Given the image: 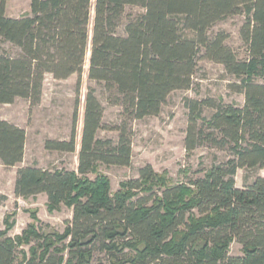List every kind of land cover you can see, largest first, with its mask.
Returning <instances> with one entry per match:
<instances>
[{"label":"trees","instance_id":"1","mask_svg":"<svg viewBox=\"0 0 264 264\" xmlns=\"http://www.w3.org/2000/svg\"><path fill=\"white\" fill-rule=\"evenodd\" d=\"M8 1L0 0V105L39 103L46 75H81L90 52L89 81L121 112L104 124L99 92L89 86L77 169L19 168L17 196L45 193L51 208L64 203L73 216L62 234L33 224L16 238L10 226L0 231V264H62L65 255L67 264H91L95 250L111 255V264H264V0H30L21 17L7 15ZM237 15L244 57L229 33L211 32ZM201 60L223 65L234 77L229 89L245 100L187 98L185 147L222 150L226 159L178 184L147 164L112 193L98 164L130 166L132 123L158 116L173 91L190 89ZM81 86L79 77L77 93ZM78 104L70 139H47L46 149L76 151ZM103 129L117 137L99 136ZM25 146L26 131L0 117L2 164L21 163ZM241 169L251 175L238 187ZM233 243L241 246L234 255ZM125 249L129 255L119 256Z\"/></svg>","mask_w":264,"mask_h":264},{"label":"rangeland","instance_id":"2","mask_svg":"<svg viewBox=\"0 0 264 264\" xmlns=\"http://www.w3.org/2000/svg\"><path fill=\"white\" fill-rule=\"evenodd\" d=\"M10 17H21L31 12L30 0H9L6 7ZM94 16V11L92 13ZM244 17L237 15L218 22L211 32L224 30L229 33L228 44L240 57H244L246 48L240 38L239 30ZM90 52L81 75L73 74L68 79L58 80L51 74L46 75L41 101L32 104L24 98H17L11 104L0 105V117L18 125L26 131V146L23 161L14 166H6L0 161V231L9 228V235L20 237L30 227L37 225L41 233L62 234L72 219L73 210L64 203L57 208L49 206L45 193L29 197L15 194V183L19 168L36 166L49 170H76L83 131L85 96L89 86L99 92L104 106V124L119 120L121 107L112 105L101 94L98 84L88 78ZM81 78L82 86L77 93V82ZM234 77L227 74L224 66L208 60H201L190 89L173 91L158 116H148L132 123L133 157L130 166L98 164L97 171L107 175L111 181V192L120 189L123 181L139 177L141 167L151 164L154 170L165 175L168 184L186 182L188 177L201 176L213 162L223 161L228 153L208 146H199L187 151L185 141L189 125V110L186 99L201 100L207 97L223 99L227 103L239 106L244 104L242 93H235L228 87ZM77 109L75 124L77 149L75 152H61L45 148L47 139H70L73 118ZM213 110L205 109L204 116L209 117ZM103 138H116L117 132L103 129L99 132ZM250 172L241 169L236 175L237 186L242 187L245 176ZM264 175V171L261 172ZM251 175V173H250ZM95 178V173H89ZM67 243V242H66ZM32 244H23L18 252V261L22 253H29ZM238 244L231 245L232 255L239 252ZM125 249L119 256L129 255ZM67 255L62 264H67ZM113 258L106 252L95 250L91 264H111Z\"/></svg>","mask_w":264,"mask_h":264},{"label":"crops","instance_id":"3","mask_svg":"<svg viewBox=\"0 0 264 264\" xmlns=\"http://www.w3.org/2000/svg\"><path fill=\"white\" fill-rule=\"evenodd\" d=\"M239 246V249L241 248V246L240 245H238ZM239 253V252H238Z\"/></svg>","mask_w":264,"mask_h":264}]
</instances>
